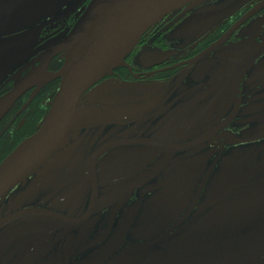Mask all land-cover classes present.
Segmentation results:
<instances>
[{"label":"flooded vegetation","instance_id":"flooded-vegetation-1","mask_svg":"<svg viewBox=\"0 0 264 264\" xmlns=\"http://www.w3.org/2000/svg\"><path fill=\"white\" fill-rule=\"evenodd\" d=\"M92 2L0 0V100L18 92L0 164L49 114ZM124 63L0 200V264H264V0H192Z\"/></svg>","mask_w":264,"mask_h":264},{"label":"water","instance_id":"water-1","mask_svg":"<svg viewBox=\"0 0 264 264\" xmlns=\"http://www.w3.org/2000/svg\"><path fill=\"white\" fill-rule=\"evenodd\" d=\"M191 1L93 0L56 50L66 62L57 75L61 84L49 114L38 131L0 164V200L33 175L62 145L73 130L76 109L89 89L123 66L125 57L153 25ZM17 96L18 92L0 100V120ZM256 235L264 237V231Z\"/></svg>","mask_w":264,"mask_h":264}]
</instances>
